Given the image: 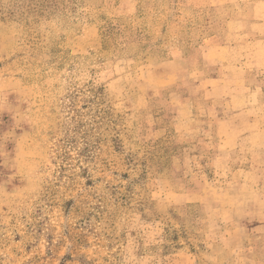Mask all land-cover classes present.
Here are the masks:
<instances>
[{"label":"rangeland","instance_id":"obj_1","mask_svg":"<svg viewBox=\"0 0 264 264\" xmlns=\"http://www.w3.org/2000/svg\"><path fill=\"white\" fill-rule=\"evenodd\" d=\"M230 2L0 0V264H264Z\"/></svg>","mask_w":264,"mask_h":264},{"label":"crops","instance_id":"obj_2","mask_svg":"<svg viewBox=\"0 0 264 264\" xmlns=\"http://www.w3.org/2000/svg\"><path fill=\"white\" fill-rule=\"evenodd\" d=\"M255 2V0H232L230 4L234 6L245 4L243 11L241 10L242 18L237 17V19L230 21L226 25L227 30L221 36L222 40L207 47L208 52L210 51L212 54L213 63L214 59H217L218 65H221L220 61L226 55H229L230 60L234 56L235 63L230 67L233 72L232 75L233 77L240 75L244 85L249 82L248 78L252 72V67L257 70L261 69L263 73L261 75L264 76V2L259 1L256 5ZM232 37L239 39L238 41H231ZM257 61H260L259 66H257ZM243 91L245 94L247 93L244 97V103L242 105L237 104L233 101L235 97L231 96L228 99L227 107L231 109L235 106L243 107L242 109L251 108L255 101L252 95L264 93V86L252 88L248 84ZM211 102L215 103L214 101Z\"/></svg>","mask_w":264,"mask_h":264}]
</instances>
